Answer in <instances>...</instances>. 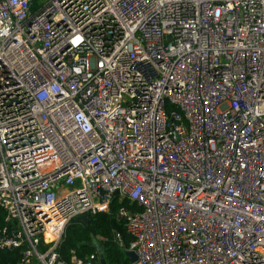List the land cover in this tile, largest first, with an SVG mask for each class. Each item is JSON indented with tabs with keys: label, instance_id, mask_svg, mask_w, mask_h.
Returning <instances> with one entry per match:
<instances>
[{
	"label": "built area",
	"instance_id": "1",
	"mask_svg": "<svg viewBox=\"0 0 264 264\" xmlns=\"http://www.w3.org/2000/svg\"><path fill=\"white\" fill-rule=\"evenodd\" d=\"M115 196L129 264H264V0H0V250Z\"/></svg>",
	"mask_w": 264,
	"mask_h": 264
},
{
	"label": "trees",
	"instance_id": "2",
	"mask_svg": "<svg viewBox=\"0 0 264 264\" xmlns=\"http://www.w3.org/2000/svg\"><path fill=\"white\" fill-rule=\"evenodd\" d=\"M135 210L136 205L127 199L119 200L114 197L108 212L96 213L89 216V223L83 224L72 219L66 226L63 237L58 247L62 260L70 263L72 253L84 258L95 252L94 240H97L103 257L107 264H129L130 260L125 255V249L131 240L125 228V219L120 217L119 209ZM3 212L0 209V225H2ZM119 233L123 245H119L115 234ZM22 248L13 250H0V264H18L22 257Z\"/></svg>",
	"mask_w": 264,
	"mask_h": 264
},
{
	"label": "water",
	"instance_id": "3",
	"mask_svg": "<svg viewBox=\"0 0 264 264\" xmlns=\"http://www.w3.org/2000/svg\"><path fill=\"white\" fill-rule=\"evenodd\" d=\"M118 193L116 192L115 195H117ZM76 221H79L83 224H88L89 223V217L87 215H81V216H77L75 218ZM93 244L97 250V252L99 253V257H100V263L101 264H107L104 257H103V252L102 249L98 243V241L94 240ZM125 255L129 258L130 262H135L136 261V255L134 254V252L132 251H125Z\"/></svg>",
	"mask_w": 264,
	"mask_h": 264
}]
</instances>
